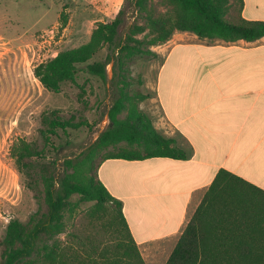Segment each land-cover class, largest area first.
<instances>
[{
    "label": "trees",
    "instance_id": "obj_1",
    "mask_svg": "<svg viewBox=\"0 0 264 264\" xmlns=\"http://www.w3.org/2000/svg\"><path fill=\"white\" fill-rule=\"evenodd\" d=\"M131 1L137 14H141L151 0ZM170 2L174 6L172 15L147 16L145 24L132 25L124 38L119 36L124 22L121 10L112 21L99 22L88 42L34 68V76L41 85L58 92L63 83L74 81L80 69L105 81L107 66L113 63L112 81L118 84L119 96L109 110V126L77 157L65 158L60 172L55 162L37 160L43 149L34 142L23 138L14 142L11 154L40 203L26 222H8L1 241L0 264H147L124 216L122 201L98 179L97 170L107 159L185 160L187 154L174 139L160 135L139 108L147 96L129 91L130 62L137 57L156 58L151 47L167 42L176 30L225 40H255L264 36V22L242 19L231 24L224 20L230 0ZM61 19L65 25L66 17L62 15ZM105 47L108 53L103 60L89 62ZM123 109L127 115L120 119L118 115ZM42 126L41 134L47 143L58 128L66 131L92 127L85 118L75 122L63 118L57 110L42 115ZM123 142L129 147L119 146ZM75 195L79 201L73 200ZM257 197L260 200L256 203ZM80 201L94 202L92 214L108 217L116 236L101 248L91 238L78 242L77 247L66 242L65 252L61 235L70 234L65 214L73 212ZM165 264H264V190L231 172L219 171Z\"/></svg>",
    "mask_w": 264,
    "mask_h": 264
},
{
    "label": "crops",
    "instance_id": "obj_2",
    "mask_svg": "<svg viewBox=\"0 0 264 264\" xmlns=\"http://www.w3.org/2000/svg\"><path fill=\"white\" fill-rule=\"evenodd\" d=\"M233 7L224 15L231 24L264 22V0H242L236 19ZM153 49L159 63L140 107L187 159H107L97 176L122 201L146 263L165 264L219 171L264 190V36L225 40L177 30Z\"/></svg>",
    "mask_w": 264,
    "mask_h": 264
},
{
    "label": "rangeland",
    "instance_id": "obj_3",
    "mask_svg": "<svg viewBox=\"0 0 264 264\" xmlns=\"http://www.w3.org/2000/svg\"><path fill=\"white\" fill-rule=\"evenodd\" d=\"M232 2L231 16L236 19L238 3ZM173 9L170 0H151L141 14H137L131 0H0V259L8 222L11 219L26 222L40 203L11 154L14 142L19 138L34 142L43 149L37 160L55 162L60 172L65 158L77 157L109 126L108 113L119 96L118 84L112 81L113 63L107 66L105 81L80 69L74 81L63 83L58 92L45 89L34 76V68L61 52L85 44L99 22L112 21L121 10L124 22L119 36L124 38L132 25L145 24L147 16L172 15ZM62 15L66 17L65 25ZM107 53L105 47L89 62L103 60ZM154 59L137 57L130 62V92L142 93L146 80L154 79L156 67L152 64L159 63ZM54 110L75 122L85 118L92 127L66 131L58 128L47 143L41 134L42 115ZM126 115L123 109L118 117L125 119ZM119 146L129 144L123 142ZM73 200L79 201V196L75 195ZM259 200L257 197L255 202ZM93 204L80 201L73 212L65 214L70 233L61 235L65 252L66 242L77 247L78 242L91 238L101 248L114 240L116 234L109 218L94 216Z\"/></svg>",
    "mask_w": 264,
    "mask_h": 264
}]
</instances>
